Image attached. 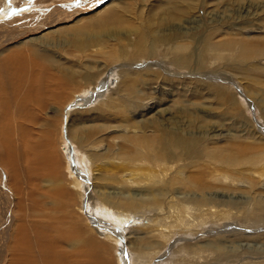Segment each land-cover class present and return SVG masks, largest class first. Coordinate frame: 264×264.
Instances as JSON below:
<instances>
[{
    "label": "rangeland",
    "instance_id": "1",
    "mask_svg": "<svg viewBox=\"0 0 264 264\" xmlns=\"http://www.w3.org/2000/svg\"><path fill=\"white\" fill-rule=\"evenodd\" d=\"M94 32L102 36L91 46L86 35ZM209 40L237 44L214 52ZM25 48L49 70L38 82L40 101L25 108L27 96L0 68V264L12 261L10 246L21 226L36 240V224L53 238L81 230L112 264H217L213 246L220 245L236 255L221 264H264L259 186L257 193L217 192L218 199L240 200V208H180L179 214L202 216L207 224L197 230L177 223L169 234L158 224L160 206L129 205L127 199L139 197L125 196L133 189L116 182L123 179L122 168H113L121 163L116 156H97L134 127L125 125L129 116L137 124L159 118L169 137L209 149L226 152L235 140L264 145V0H0V60ZM134 87L145 97L130 110L124 100ZM91 127L102 134L80 143ZM7 131L15 174L2 160ZM251 155L264 160V146ZM204 157L199 163L207 166L212 160ZM118 211L129 214L126 225L114 221ZM141 255L144 262L136 259Z\"/></svg>",
    "mask_w": 264,
    "mask_h": 264
},
{
    "label": "bare ground",
    "instance_id": "2",
    "mask_svg": "<svg viewBox=\"0 0 264 264\" xmlns=\"http://www.w3.org/2000/svg\"><path fill=\"white\" fill-rule=\"evenodd\" d=\"M103 16L104 15H102V19ZM106 24L104 25V29H108ZM86 36L91 39L89 45L92 46L95 45V41L102 36V33L94 32ZM80 39L82 40L81 37ZM208 43V47L214 52H220L221 50L230 48L231 45L237 44L236 42L226 43L215 42L214 40H209ZM154 48L155 45H152V49ZM238 49L242 50L243 47H238ZM25 50L26 48L24 51L18 49L11 51V53L8 54L9 56H5L4 60H0V68L5 70V72L3 71L4 73H7V75L10 74V77L12 76L10 80L13 81V87H16L19 92L27 96V102L23 101L26 108L29 102L32 104L40 101L43 88H39L40 84H38V82L43 78L45 73L48 74L47 72L49 69H46L44 65H39V61L34 59V55L37 53L29 55ZM249 56L250 55L247 57ZM182 58L183 57H180L179 60H182ZM210 75L215 77L214 74ZM155 76L161 78V71L157 70ZM142 78L145 79L146 77ZM144 97L145 92L141 93L140 90L134 87L132 95L124 100V105L126 107L128 106L130 110L132 107L137 110L140 108L141 99L143 100ZM128 102H130L131 105L128 104ZM128 118L129 119L125 118L126 120L124 119L125 125L127 124L130 127H134L129 128L130 130L128 131H124L123 128L124 132H120L117 135L114 134L113 140L111 139L113 145L106 142V145H104L105 149L101 153L99 152L97 156L101 157V155H104V158H113V156H116L121 163L115 165L113 168H122L123 170V179L116 182L121 186V190L128 189L129 187L131 188L130 190L133 189V192L129 191L125 196L131 197L134 195V197H139L138 202L127 199L129 205L133 204L145 207L160 206L162 216H158L160 218L158 224L161 226L162 230L169 232V234L174 230V226L177 223L187 226L196 225L197 230L203 229V226L207 224L206 218L202 216L192 217L188 214L187 216L179 214L181 212L179 211L180 208L186 210L188 208L198 209L204 213L214 211L220 206L240 208L239 206L244 205L240 200L236 202L232 200V196L227 200L218 199L217 192L226 193L233 191L249 193L251 191H256V186L262 188L261 190L264 192V160L259 156H249L251 152L263 149L264 145L252 142L246 143L243 140H235L229 143L227 145L228 148H226L227 151L225 152L224 150L223 152L221 148V150H219V146L212 147V145V148L209 149V147L205 148L204 144H200L194 140H188L177 135H175V138L174 136L169 137L167 135L169 131L164 130L159 122V118H144L142 120L143 123L140 124H137V122L132 123L133 120H130L131 118L133 119L132 116ZM102 130L103 129L96 130L94 127H91L88 129L86 137H78V141L82 144L85 142H87L86 144L92 143L98 133L102 134ZM215 136L214 134L212 137ZM11 137L8 131L3 135L4 140L2 141V149L4 156L2 160L5 162L6 167L8 169L10 168L11 172L15 174L17 166L8 162L9 157L14 159L17 156L14 140L11 139ZM116 139L118 140L117 142ZM217 150L220 152L217 153ZM204 155H209L210 160H212L207 166H203V164L199 163L202 158L204 160ZM102 158L103 157H101V159ZM171 160L172 163H175L174 165L177 164V167L175 166L176 169H174V166L170 165ZM185 160L188 162L182 164V161ZM204 161H206V159ZM191 167H197L198 169L196 168L192 170L191 173L187 174V172H185L187 171L186 169ZM173 169L176 171L175 173L171 171ZM128 171L132 172L131 174L133 177H124V175L126 176V174H128ZM255 172L258 173L257 176H253ZM104 182L105 181H103V183ZM106 185L109 186L108 183H106ZM196 196L199 198H196ZM246 207L247 206L244 208ZM166 209H173L169 213L170 216L166 215L165 217L164 212ZM165 213H167V211ZM230 213L231 212H224L223 215L229 218L231 216ZM5 216L6 215H3V217ZM213 216L215 218L217 216L216 213H213ZM114 217L116 218L114 219ZM114 217V221L116 220L119 225H126L129 214L118 211L114 213ZM185 217H188V219H185ZM7 219V217L3 218L4 223ZM150 221L155 222V220L153 221L152 219ZM263 222L264 219L260 220V224ZM21 227L22 228H19V233L21 234H18L17 238L14 239L12 246L9 245L13 255L10 264H85V262L88 264V261L91 262L90 264H112L109 259L107 260L104 255H101L97 244L94 243L90 237L87 239L80 232L81 230L79 232L77 230L76 232H71L72 229H69L70 231H62L58 234V238H53V235H48V232L44 233L40 225L36 224L34 226L36 236L34 239L36 240L32 241L31 237L27 234V229L24 226ZM49 230L50 229L47 231ZM106 237L108 240H117L112 234H107ZM72 245L78 246H74L75 248H65V246L71 247ZM204 246H206V249H209L211 245L206 243ZM213 247L217 250L215 259V263L217 264L229 262L231 258L236 256L221 245ZM85 255L87 260H85ZM141 257L142 255L136 259ZM141 259L144 262V259Z\"/></svg>",
    "mask_w": 264,
    "mask_h": 264
},
{
    "label": "snow or ice",
    "instance_id": "3",
    "mask_svg": "<svg viewBox=\"0 0 264 264\" xmlns=\"http://www.w3.org/2000/svg\"><path fill=\"white\" fill-rule=\"evenodd\" d=\"M83 0H76V4L79 5L80 3H82Z\"/></svg>",
    "mask_w": 264,
    "mask_h": 264
}]
</instances>
